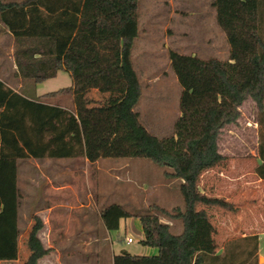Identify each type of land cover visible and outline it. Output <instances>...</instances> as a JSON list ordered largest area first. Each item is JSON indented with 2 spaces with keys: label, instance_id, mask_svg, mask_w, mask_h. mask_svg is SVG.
Wrapping results in <instances>:
<instances>
[{
  "label": "trees",
  "instance_id": "obj_1",
  "mask_svg": "<svg viewBox=\"0 0 264 264\" xmlns=\"http://www.w3.org/2000/svg\"><path fill=\"white\" fill-rule=\"evenodd\" d=\"M84 1L0 0V22L13 37L17 77L34 84L55 78L61 70L74 79L78 77L77 66L66 54ZM90 1L93 37L116 40L120 45L122 88L115 109L117 119L128 127L146 158L163 170L164 179L179 181L183 201L182 209L169 212L155 204L143 213L127 212L118 204L101 209L100 220L107 231L117 230L121 219L137 218L143 235L140 244L157 250L152 256L122 251L113 256L112 264H256V236L227 242L221 256L199 250L195 242L199 224L207 219L205 208L232 211L231 204L208 197L198 188L201 174L226 159L217 145L222 129L236 122L239 107L247 98L255 103L260 115L264 114V0H215L218 23L231 45L234 64L194 62L191 76L196 81L203 80L207 90L182 95V115L174 127L176 139H159L151 134L135 111L141 88L131 55L138 37L139 0ZM173 59L176 64L182 61L178 57ZM71 95L72 87H68L33 99L12 91L0 81V261L17 258L18 161L84 156L78 118L59 101ZM261 142L258 156L264 161V141ZM263 170L264 163L257 169L258 175L264 177ZM160 217L179 222L181 231L172 233L171 225L162 223ZM32 219L27 236L30 254L24 264H37L50 251L38 238L43 227L41 220L37 216Z\"/></svg>",
  "mask_w": 264,
  "mask_h": 264
},
{
  "label": "rangeland",
  "instance_id": "obj_2",
  "mask_svg": "<svg viewBox=\"0 0 264 264\" xmlns=\"http://www.w3.org/2000/svg\"><path fill=\"white\" fill-rule=\"evenodd\" d=\"M91 21L92 4L90 0H85L80 28L73 45L76 58L73 62L79 70L75 94L78 112L73 110L72 95L61 97L59 101L64 107L73 110L80 122H83L80 126L85 133L89 150L92 146L91 133L99 135L96 142L101 143L104 155L102 159L88 166L85 165L83 158L72 161L76 168L73 187L76 194L72 202L75 209L74 218L72 217L70 222L61 220L60 225L58 224L60 220L54 219L53 212L50 213L46 220V229L52 246L54 233L58 227L65 226L75 232L77 221H80L76 217L81 215V209L78 207L80 203L90 204L86 208L87 220L94 231L101 228L98 212L110 204H118L130 213H143L151 204L168 212L173 208L183 207L178 189L179 181L164 179L163 170L146 158L138 149L136 141L131 138L128 127L117 119L115 109L121 98L122 88L119 71L120 45L116 40L94 38ZM3 49L4 47L0 48V51L3 52ZM8 51L9 49L5 48L4 52ZM231 51L226 33L218 23L215 0H139L138 37L134 41L131 57L141 88V97L135 111L138 112L140 122L147 131L159 139L171 137L176 139L174 127L182 115L180 107L182 95L201 94L207 90L203 80L196 81V78L191 76L194 62L207 65L215 61L222 65H233ZM173 57H178L182 61L176 64ZM0 63L3 70L10 71L6 55L0 54ZM186 83L190 84V88H187ZM70 86V75L60 72L56 78L37 84L34 91L38 97ZM86 116L93 118L90 121L92 123H87L89 121ZM261 141H264V114L260 115L255 103L247 98L239 107L236 122L224 126L219 135L218 150L226 159L217 167H225L231 156L250 155L252 151L258 153ZM37 163L49 166L56 162L29 159L26 164L29 167ZM207 179L208 176L203 173L198 186L204 189L205 194L211 196L213 192L207 189ZM45 182L47 188L42 192L43 187L35 182L27 186L24 177L19 179L21 192L26 195L29 192V198L33 202L29 205L30 209L28 205L23 204L22 207L23 211L30 210L28 213L31 218L28 221L31 226L36 208L34 205L40 191V196L44 195L43 198L47 199L49 205H53L55 196L53 188L56 187L57 181L50 174ZM205 211L210 214L211 224L215 212L227 217L230 213L214 207L205 208ZM160 221L170 222L171 232L174 234L181 231V224L177 221L171 222L162 217ZM205 231L206 227L202 226L200 238H204ZM110 234L113 239L118 238L114 250L116 255L119 248L136 256L157 254L155 248L140 244L143 235L137 218L126 220L119 230L111 231ZM128 238L132 242L126 244ZM58 251L60 255L64 254L61 250ZM75 253L77 256L84 254L82 251ZM110 253L108 245L101 244L100 251L93 254V259L97 258V264H105ZM255 262L258 264L257 256ZM259 263H264V259L261 258Z\"/></svg>",
  "mask_w": 264,
  "mask_h": 264
},
{
  "label": "crops",
  "instance_id": "obj_3",
  "mask_svg": "<svg viewBox=\"0 0 264 264\" xmlns=\"http://www.w3.org/2000/svg\"><path fill=\"white\" fill-rule=\"evenodd\" d=\"M1 1L5 3L10 1L20 2L23 0ZM82 10L79 15V19L76 24V29L72 40L70 41V44L68 46L66 54V56L72 59L73 61L76 59L75 53L73 51V45L74 40L77 36V32L80 28ZM0 41V48L4 47L3 52L0 51V54L3 56L6 55L10 63V71L8 72L2 69L0 63V81L4 83L7 88L11 89L12 91L18 94L33 99L39 98L40 96L37 97L34 91L35 86L37 84H34L29 80L21 79L20 77H17L15 75V66L13 63L12 55L13 37L9 33L7 27H5L1 22ZM5 48L9 49V51L6 53L4 52ZM60 72L65 71L61 70L57 73V75ZM70 78V87H72L73 92L72 100L74 101L73 110L75 112H78L77 104L75 102V94L77 89L76 85L78 84V79H74L71 76ZM75 116L78 118L76 114ZM86 117L89 121L87 123H92L90 121L93 118H90L88 116ZM78 121L80 125L81 123H83L80 122L79 118ZM82 138L84 143L83 159L85 160V165L88 166L89 164H93L98 160L102 159L104 155V150L101 148V143L96 142L97 138H99V135L97 133H94L92 135L91 133L90 140H92V146L90 150L87 148L86 136L83 130ZM229 158L230 160L225 167L218 168L217 166H219V164L216 166L217 169H215L216 167H214L203 172L204 174L206 173V175L208 176V179L206 181L207 189H211L213 195L209 196L205 194V192L203 191L204 189L199 186L198 188L202 194H205L208 197L223 199L225 202L231 204L233 210L230 211L228 217L215 212L214 217H212V224L210 223V214H207V219L200 223L198 226L195 244L199 250L211 251L214 252L216 255L221 256L224 251V246L227 242L236 240L238 241L241 238H245L247 236H256V256L257 262L258 264H260V259H264V177L262 175H258L257 169L261 166V164L264 163V161L258 156V153L256 151H252L250 155L244 154L237 157L231 156ZM29 159L36 160L32 158ZM29 159L18 161L17 167V187L19 189L20 194V205L18 208L17 215V227L19 230L17 242V258L13 261H0V264H24L30 254L27 248V236L31 228L30 221H28L31 218L30 214L28 213L30 210L23 211L22 207L24 204L28 205L30 209L29 205H32L33 202L29 198V192L27 195L21 192L19 187V179L24 177L27 186H30L32 183L35 182L38 186L43 187V190H41L43 192L45 190L44 188H47V184L45 181L49 179L50 174L54 176L57 181L56 187L53 188L55 191L53 205H49L47 199L43 198L44 195L43 197L40 196L41 191L35 202L36 206L34 205V208H36L35 212H33V215L40 218L43 224L42 229L38 232V238L41 241L42 246L45 249L50 250L46 256L37 261V264H97V258L93 259V254L95 252L100 251L101 244H104L105 246L107 244L109 252H111L106 258L105 264H112V258L116 255L114 253V250H116L115 248L118 243V238L115 240L111 237V231H107L104 228L100 219L99 220L101 223V228H98L94 231L93 227H91L87 220L88 218L86 208H88L90 204H79L78 207L79 209H81V215H75L80 220L77 221L78 226L75 232L69 230L68 227L63 226L64 222H62L63 227H58L57 230H55L54 245H51L52 241H50L49 234L46 229V220L47 218H49L50 213L53 212L54 219L60 220V222H58V224L60 225L61 220H68L70 222L72 217L74 218L73 211L75 209L72 205L76 194L73 188L75 182L74 173L76 172L75 165L72 164V161H74V159L45 158L46 160H52L56 163L49 166L37 163L34 166L27 167L28 165L26 163L29 162ZM45 159H42L40 161H43ZM64 160L68 162H61ZM261 172L264 174V170ZM222 193L225 195H223ZM214 209L221 210V208L219 207H214ZM130 219H121L119 221L117 230L120 229L122 223L125 224V221ZM165 223L171 225L170 222L166 221ZM202 226L206 227V231L204 232V238H200V228ZM126 244L128 243L126 242ZM58 250H61V252L64 254L60 255ZM117 250V254L122 251H125L122 248H119ZM76 251H82L84 254L81 256H77L75 253ZM21 252H23L22 256H20Z\"/></svg>",
  "mask_w": 264,
  "mask_h": 264
},
{
  "label": "built area",
  "instance_id": "obj_4",
  "mask_svg": "<svg viewBox=\"0 0 264 264\" xmlns=\"http://www.w3.org/2000/svg\"><path fill=\"white\" fill-rule=\"evenodd\" d=\"M126 242H127V243H131L132 240H131L130 238H128V239L126 240Z\"/></svg>",
  "mask_w": 264,
  "mask_h": 264
}]
</instances>
